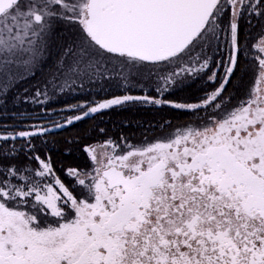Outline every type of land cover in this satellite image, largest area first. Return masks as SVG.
Masks as SVG:
<instances>
[{
	"label": "snow or ice",
	"instance_id": "1",
	"mask_svg": "<svg viewBox=\"0 0 264 264\" xmlns=\"http://www.w3.org/2000/svg\"><path fill=\"white\" fill-rule=\"evenodd\" d=\"M0 264H264V0H0Z\"/></svg>",
	"mask_w": 264,
	"mask_h": 264
},
{
	"label": "flooded vegetation",
	"instance_id": "2",
	"mask_svg": "<svg viewBox=\"0 0 264 264\" xmlns=\"http://www.w3.org/2000/svg\"><path fill=\"white\" fill-rule=\"evenodd\" d=\"M186 118V116H181L179 119L180 120H183V119H185Z\"/></svg>",
	"mask_w": 264,
	"mask_h": 264
},
{
	"label": "trees",
	"instance_id": "3",
	"mask_svg": "<svg viewBox=\"0 0 264 264\" xmlns=\"http://www.w3.org/2000/svg\"><path fill=\"white\" fill-rule=\"evenodd\" d=\"M180 117H181V116H180ZM180 117H179V118H180ZM85 123H87V121H86Z\"/></svg>",
	"mask_w": 264,
	"mask_h": 264
}]
</instances>
